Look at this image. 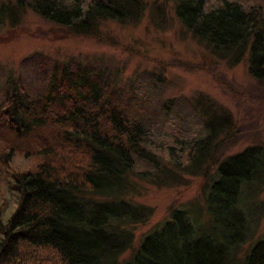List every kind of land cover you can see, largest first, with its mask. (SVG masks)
Segmentation results:
<instances>
[{"label": "trees", "instance_id": "1", "mask_svg": "<svg viewBox=\"0 0 264 264\" xmlns=\"http://www.w3.org/2000/svg\"><path fill=\"white\" fill-rule=\"evenodd\" d=\"M172 1L195 39L233 65L246 57L249 75L264 83L263 2ZM27 11L101 39L102 24L136 22L143 8L139 0H6L0 29L17 27ZM79 78L52 76L37 97L12 82L1 87L0 264H264V238L252 241L257 224L239 207L244 188L264 189V144L230 153L240 133L232 128L214 143L228 114L219 128L208 121L202 137L165 120L153 144V124L134 120L97 78ZM138 162L146 166L138 170ZM177 169L202 175L205 225L172 209L122 258L132 228L152 213L122 199L127 178L171 187ZM156 173L164 178L158 184Z\"/></svg>", "mask_w": 264, "mask_h": 264}, {"label": "rangeland", "instance_id": "2", "mask_svg": "<svg viewBox=\"0 0 264 264\" xmlns=\"http://www.w3.org/2000/svg\"><path fill=\"white\" fill-rule=\"evenodd\" d=\"M139 2L143 11L136 22H106L100 29L101 39L73 35L25 12L17 27L0 29V96L5 82L19 84L37 97L46 94L52 76L58 80L79 75V82L83 76L93 77L127 103L134 120L141 118L144 127L155 126L148 132L152 141L165 120L190 136L202 137L208 121L211 129L219 128L228 114L230 122L214 143L232 128L240 133L230 153L253 143L264 144V83L249 75L246 57L233 65L195 39L175 16L172 0ZM139 163L137 169L142 170L146 165ZM176 172L180 179L172 181L171 187L127 178L122 199L152 213L146 223L132 228L134 238L122 258L129 257L172 209H182L200 227L205 225L202 175ZM163 179L157 173L154 176L156 184ZM241 195L239 207L250 224H257L252 241L264 238V189L251 183Z\"/></svg>", "mask_w": 264, "mask_h": 264}]
</instances>
